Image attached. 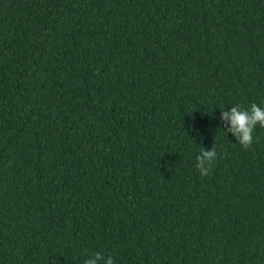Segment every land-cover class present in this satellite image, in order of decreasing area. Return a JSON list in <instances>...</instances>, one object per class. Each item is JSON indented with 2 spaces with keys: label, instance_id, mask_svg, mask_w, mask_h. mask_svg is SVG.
<instances>
[{
  "label": "trees",
  "instance_id": "16d2710c",
  "mask_svg": "<svg viewBox=\"0 0 264 264\" xmlns=\"http://www.w3.org/2000/svg\"><path fill=\"white\" fill-rule=\"evenodd\" d=\"M251 103L264 0H0V264H264Z\"/></svg>",
  "mask_w": 264,
  "mask_h": 264
},
{
  "label": "clouds",
  "instance_id": "9594fccd",
  "mask_svg": "<svg viewBox=\"0 0 264 264\" xmlns=\"http://www.w3.org/2000/svg\"><path fill=\"white\" fill-rule=\"evenodd\" d=\"M221 119L227 122L228 127L221 130L225 137L231 134L236 143L242 147H248L253 142V132L257 127L264 128V106L251 103L247 107L239 104L233 105L230 110H220ZM217 159V152L214 145L205 150L200 147L199 155L196 156L195 168L202 177L208 176L214 161ZM83 264H115L112 255H105L103 252H94L83 260Z\"/></svg>",
  "mask_w": 264,
  "mask_h": 264
}]
</instances>
